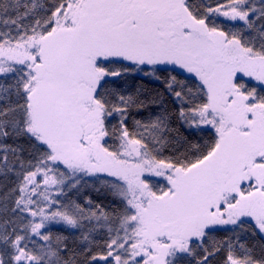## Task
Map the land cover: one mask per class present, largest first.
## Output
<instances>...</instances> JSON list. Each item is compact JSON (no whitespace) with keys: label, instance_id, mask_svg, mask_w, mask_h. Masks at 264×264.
<instances>
[{"label":"rangeland","instance_id":"1","mask_svg":"<svg viewBox=\"0 0 264 264\" xmlns=\"http://www.w3.org/2000/svg\"><path fill=\"white\" fill-rule=\"evenodd\" d=\"M105 1L66 0L54 16L51 33L0 43V75L22 70L28 99L25 128L51 154L21 185L18 207L29 217L30 236L39 238L49 226L75 230L72 218L52 208L66 178L81 176L110 179L126 205L121 232L107 255L97 258L101 262L170 264L186 254L190 244L200 242L207 229L242 221L253 222L264 236V103L234 85L240 78L264 88V58L242 49L236 40L207 31L183 11L176 12L178 27L173 26L172 13L158 17L157 9L152 19L151 13L137 9L139 0L114 4L112 12ZM169 1L163 4L175 3ZM254 8L247 0L232 1L209 14L242 23ZM181 28L187 31L186 40ZM180 38L190 50L176 51ZM105 60L125 61L139 74L144 68H181L185 63L206 87L207 102L185 110L184 123L191 129L213 130L219 139L215 151L197 165L179 167L154 161L144 145L132 142L124 131L116 150H107L106 113L94 93L112 75L97 67ZM214 67L221 71L219 83ZM214 97H220L219 107L239 109L238 116L216 108ZM251 131L257 138L249 139ZM57 167L68 177L58 178ZM18 242L14 264L37 262Z\"/></svg>","mask_w":264,"mask_h":264},{"label":"trees","instance_id":"2","mask_svg":"<svg viewBox=\"0 0 264 264\" xmlns=\"http://www.w3.org/2000/svg\"><path fill=\"white\" fill-rule=\"evenodd\" d=\"M160 1L139 0L136 7L151 13L152 19L172 13L173 26L178 27L176 12L183 11L207 31L236 40L242 49L264 58V0H247L255 10L242 23L227 22L209 14L222 5L241 0H173L171 7L167 6L169 0L163 1L167 5ZM65 3L66 0H0V43L51 33L54 16ZM123 3L126 1L108 0V12H112L114 4ZM119 8L122 10L123 6ZM180 30L185 38L186 29ZM156 31H165L167 37L170 33ZM169 38L175 40L176 35ZM178 40L176 51L184 47L190 50L186 38ZM184 65L144 68L143 74H139L132 64L122 60L98 62L97 67L112 74L94 92L106 113L103 124L107 150H116L124 131L132 142L144 145L154 161L179 167L197 165L215 151L219 139L213 130L191 129L184 123L185 110L207 102L206 87ZM214 70L219 83L220 68ZM22 73L15 69L0 75V264H14V242L18 240L24 253L37 258L34 264H115L97 258L107 255L112 241L119 236L127 210L111 180L104 176L71 179L66 170L57 167V177L63 174L68 178L60 185L61 195L56 196L52 209L72 218L77 226L75 230L49 226L41 231L39 238L30 236L29 217L18 207L21 185L25 176L42 168L51 154L25 128L28 99ZM223 75L226 84V71ZM234 85L244 94L253 93L264 103L263 87L240 78L235 79ZM213 100V105L230 117L238 116L239 109L219 107L220 97ZM255 133L251 131L249 139L257 138ZM238 138L245 139L243 135ZM233 261L264 264V236L253 222L207 229L200 242L190 244L188 252L174 257L170 264H231Z\"/></svg>","mask_w":264,"mask_h":264}]
</instances>
